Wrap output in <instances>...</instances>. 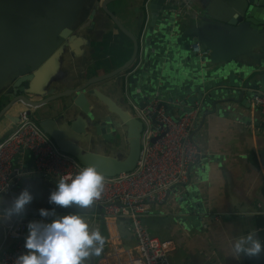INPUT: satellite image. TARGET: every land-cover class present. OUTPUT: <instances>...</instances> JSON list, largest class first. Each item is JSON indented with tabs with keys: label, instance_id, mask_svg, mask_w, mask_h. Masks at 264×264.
<instances>
[{
	"label": "water",
	"instance_id": "1",
	"mask_svg": "<svg viewBox=\"0 0 264 264\" xmlns=\"http://www.w3.org/2000/svg\"><path fill=\"white\" fill-rule=\"evenodd\" d=\"M181 1L97 0L89 20L101 8L131 42V57L120 68L92 79L91 83L59 92L49 83L45 69L57 62L70 46L68 41L81 25L88 0H0V103L9 99L8 105L0 110V119L19 103L39 109L57 102L56 106L47 107L54 112V120H42L39 128L61 152L74 157L82 167L94 165L105 177H117L132 172L140 156L142 123L136 110L156 104L157 110L163 108L169 116L175 110L179 116L196 111L194 139L207 117L234 112L236 106L245 107L254 96L264 98V0H222L219 18L200 15L199 23L188 30L189 34L187 13L180 12ZM111 5L135 25V34L119 22L109 9ZM130 8L132 16L128 13ZM217 24H222L225 30L208 33ZM241 29L258 34L253 41L259 53L258 63L247 67L229 60L215 63ZM196 44L201 52L205 49L211 52L198 56L192 50ZM106 82H110L107 90L114 93L117 103L98 90L89 89ZM80 123L85 129L84 136L76 137ZM116 137L130 140V151L124 162L115 164H105L103 157L84 153L71 142L92 143L96 138L113 142ZM197 150L188 182L176 187L162 204L168 210V219L187 229L201 212L198 185L205 178L207 163L215 160L202 154L198 147ZM21 172L14 171L12 177ZM3 197L7 196L0 199ZM92 206L103 215V207ZM72 211L56 213L62 216ZM160 213L154 212V217L143 220L149 231L154 230V223L168 220ZM119 222L129 223L123 218ZM94 263L90 257L88 264Z\"/></svg>",
	"mask_w": 264,
	"mask_h": 264
},
{
	"label": "crops",
	"instance_id": "2",
	"mask_svg": "<svg viewBox=\"0 0 264 264\" xmlns=\"http://www.w3.org/2000/svg\"><path fill=\"white\" fill-rule=\"evenodd\" d=\"M96 1L88 0L81 25L74 30V38L68 41L70 46L68 45L57 62L53 61L45 69L49 83H53L59 92L91 83L92 79L120 68L131 57V42L117 30L101 8H97L96 16L89 20ZM181 2L180 12H186L189 19L187 32L199 23L200 15L213 18L221 15L222 0ZM131 8L128 13L132 16ZM109 9L124 28L136 33L135 25L129 22L124 13L117 12L115 5L109 6ZM223 28L225 30L222 24H217L216 29L208 33L223 31ZM257 36L251 29L239 30V36L229 47L224 48L215 63L229 60L241 66H254L259 58L256 44L253 43ZM204 52L208 55L211 51L205 49ZM102 63L106 64L102 66ZM109 83L95 84L89 86V89L98 90L117 103L114 93L107 90ZM29 99L35 100L31 97ZM8 100L0 103V110L8 105ZM246 104L248 106H236L234 112L207 117L201 130L194 135V141L201 153L213 156L215 160L207 163L205 178L198 185L201 212L195 215L193 224L190 223L191 228L187 229L168 219V210L164 207L156 205L152 208L153 213L161 212V216L168 219L154 223V230L150 233L167 243L170 264H257L260 261L264 264V256H242L237 261L230 255L235 238L249 231H255L264 243V122L253 106L252 98ZM56 105L57 102L35 109L17 104L0 119V142L15 130L21 111L28 112L38 125L42 120H54V112L47 107ZM172 114L179 116L177 110ZM81 124L75 130V135H78L76 137L84 136L85 129ZM77 141L71 142L84 153L103 157L105 164L124 162L130 151V140H122L120 137H116L113 142H105L101 138L94 139L92 143ZM14 171L22 172L14 176L15 184L11 194L0 199L1 212L10 207L12 201L26 188L33 194L34 199L27 206L25 216H40L41 208L55 209L56 212L66 210L48 203L49 194L55 190L56 183L33 173V158L30 153L15 158ZM68 210H76L86 216L91 229H98L105 237L102 251H106L92 256L94 264H140L130 223L122 224L119 222L120 218L114 219L104 213L102 215L93 206ZM151 217L154 214L147 218ZM11 244L5 238L0 223V253L9 250Z\"/></svg>",
	"mask_w": 264,
	"mask_h": 264
},
{
	"label": "built area",
	"instance_id": "3",
	"mask_svg": "<svg viewBox=\"0 0 264 264\" xmlns=\"http://www.w3.org/2000/svg\"><path fill=\"white\" fill-rule=\"evenodd\" d=\"M198 56V44L192 46ZM253 106L264 122V98L254 96ZM151 108L137 111L142 123L140 156L135 169L117 177H105L102 196L94 206L103 207L105 216L124 218L130 223L135 237V251L140 264H170L167 243L153 236L143 220L153 214L152 208L162 206L169 193L188 182L190 166L198 156L192 137L196 111L181 116H169L164 109ZM155 140V142H153ZM30 153L33 173L42 179L58 181L60 175L78 173L82 166L72 156L61 152L26 111L18 114L15 130L0 142V197L11 194L15 184L13 163L17 156ZM264 169V168H263ZM1 212V211H0ZM40 216L13 217L0 221L4 236L12 244L0 253V264H15L18 256L26 252L28 220H42Z\"/></svg>",
	"mask_w": 264,
	"mask_h": 264
},
{
	"label": "clouds",
	"instance_id": "4",
	"mask_svg": "<svg viewBox=\"0 0 264 264\" xmlns=\"http://www.w3.org/2000/svg\"><path fill=\"white\" fill-rule=\"evenodd\" d=\"M104 187V174L94 165L83 166L75 175L66 172L59 176L48 203L63 209H87L101 198ZM33 199V194L24 189L10 207L0 212V221L24 215ZM39 215L42 220L27 224L26 252L16 258L15 264H88L90 257L101 253L105 237L98 229H91L85 216L78 212L57 216L55 209L45 208L39 209ZM230 255L237 261L242 256H264V243L255 231H249L235 238Z\"/></svg>",
	"mask_w": 264,
	"mask_h": 264
}]
</instances>
